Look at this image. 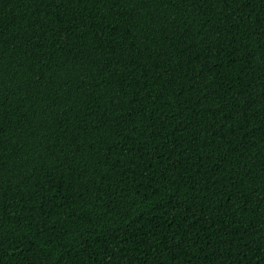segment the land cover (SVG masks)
Masks as SVG:
<instances>
[{"label": "trees", "instance_id": "1", "mask_svg": "<svg viewBox=\"0 0 264 264\" xmlns=\"http://www.w3.org/2000/svg\"><path fill=\"white\" fill-rule=\"evenodd\" d=\"M0 264H264V0H0Z\"/></svg>", "mask_w": 264, "mask_h": 264}]
</instances>
